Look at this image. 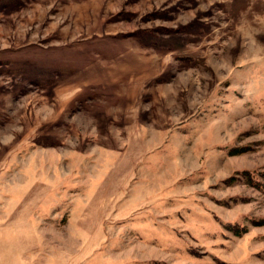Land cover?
Here are the masks:
<instances>
[{"label": "rangeland", "instance_id": "374dc122", "mask_svg": "<svg viewBox=\"0 0 264 264\" xmlns=\"http://www.w3.org/2000/svg\"><path fill=\"white\" fill-rule=\"evenodd\" d=\"M0 264H264V0H0Z\"/></svg>", "mask_w": 264, "mask_h": 264}]
</instances>
